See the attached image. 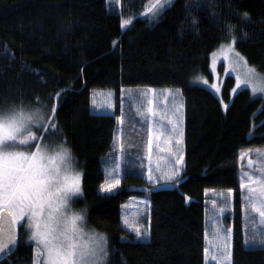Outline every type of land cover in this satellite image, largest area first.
I'll list each match as a JSON object with an SVG mask.
<instances>
[{"label": "trees", "instance_id": "obj_1", "mask_svg": "<svg viewBox=\"0 0 264 264\" xmlns=\"http://www.w3.org/2000/svg\"><path fill=\"white\" fill-rule=\"evenodd\" d=\"M148 2L121 0L114 10L107 0H0V106L23 101L56 108L60 134L45 140L53 146L66 141L81 167L77 205L88 227L107 237V264H205L209 189L233 190L232 210L223 217L232 229V264H264V250L244 246L239 188L240 151L264 148V101L249 89L232 97L235 80L227 77L224 110L215 94L192 83L210 76V56L227 41L217 27L222 24L234 25L238 38L247 34L236 49L264 72V0H175L159 23L143 18ZM244 13L249 22L241 19ZM122 19L132 23L121 28ZM193 19L198 27L188 30ZM127 87L182 91L184 170L175 187L157 188L134 169L114 193L99 190L115 153L116 117ZM95 89L114 92L113 115L91 112ZM133 196L150 201L148 241L122 225V207ZM18 228V246L0 264H34L35 246Z\"/></svg>", "mask_w": 264, "mask_h": 264}, {"label": "snow or ice", "instance_id": "obj_2", "mask_svg": "<svg viewBox=\"0 0 264 264\" xmlns=\"http://www.w3.org/2000/svg\"><path fill=\"white\" fill-rule=\"evenodd\" d=\"M175 0H149L144 6L143 18L151 23H159V18L166 10H170ZM201 5L197 4V8ZM206 7V5H205ZM191 15V6L186 7ZM241 19L250 21L247 13ZM188 22V17H185ZM132 23L131 19H122L121 28H126ZM198 27L195 19L191 20L190 28ZM222 29V40L230 41L223 45L220 52L229 68L226 72H236V92L242 86L245 90L251 89L253 98H264V76L257 73L254 67L248 66L246 59L236 51L235 45L246 39L247 34L241 37L234 35V25H217ZM182 31L183 25L181 26ZM212 71L216 69V54H213ZM243 68V73L237 71ZM204 85L208 81L202 77ZM216 92L220 91L218 84L210 86ZM173 95L171 90H165ZM147 93L155 94V89H148ZM179 94V89L176 90ZM61 93H57V96ZM175 99V96H173ZM39 104V101H37ZM145 112L137 109V115L144 118L147 123V160L149 161L147 179L149 181L160 179L179 183V168L183 156L179 153L183 143V103H173L171 108L158 114L153 107V100L147 101ZM111 107V105H108ZM56 108L45 111L42 106L31 108L23 101L19 104L12 103L0 106V255L7 254L18 244L17 226L30 233L29 239L34 241L37 251L34 264H107L108 244L107 237L95 230L85 231V217L82 211H74L72 204L82 194V173L76 170L70 148L66 141L59 144L45 143V138L58 135V126L54 122ZM166 121L171 126L170 134L165 138L162 123ZM118 124L123 125L124 115L116 117ZM161 143L164 145L161 146ZM158 153H167V157L157 155L153 168V150ZM173 148L176 150L174 151ZM34 149V150H33ZM123 153L124 144L120 143ZM175 156L173 162L171 157ZM249 152L242 151L243 160ZM257 160L247 159L249 171H242L239 188L243 200L242 215L244 220V246L247 249L264 250V153L257 151ZM119 160L121 158H113ZM164 161L162 164L161 161ZM169 165L171 167L169 168ZM142 166V165H141ZM121 168V163L115 162L108 172L109 178L100 186V190L111 193L120 184L116 172ZM167 168L168 171H164ZM160 172L159 177H154L153 172ZM233 190L228 189L224 202L232 196ZM135 199V198H133ZM142 203L147 206L150 201L145 199ZM213 206L217 204L212 201ZM224 208H220L223 213ZM124 224L134 232L137 240H147L150 229L139 223L138 219L124 218ZM221 232L226 234L221 235ZM232 229L217 228L213 235L215 243L212 245L224 257L227 264H231V239ZM11 246V247H10ZM207 256L209 248L204 249ZM213 260L217 257L213 256Z\"/></svg>", "mask_w": 264, "mask_h": 264}, {"label": "rangeland", "instance_id": "obj_3", "mask_svg": "<svg viewBox=\"0 0 264 264\" xmlns=\"http://www.w3.org/2000/svg\"><path fill=\"white\" fill-rule=\"evenodd\" d=\"M108 5L114 9L119 10L121 6V0H107ZM230 41H225L222 43L210 56V76H198L202 77L203 79H206L208 81V85H204L202 80H197L196 78L193 80L194 85L202 86L206 89H209L213 94H215L222 103V106L224 110L227 109L228 105L227 102H225V99L222 96V89L223 85L227 79V77H232L235 80L236 72H231L229 69L228 72L225 71V69L229 68L228 62L224 60L223 54L220 52V49L223 45H227ZM236 49V45H235ZM236 51H238L236 49ZM239 52V51H238ZM216 54V69L213 72L212 71V60H213V54ZM242 55V54H241ZM243 56V55H242ZM244 57V56H243ZM245 58V57H244ZM246 59V58H245ZM247 61V60H246ZM248 63V61H247ZM248 66L254 67L257 71V73L261 76H264V72L259 71L255 66L248 63ZM238 72L243 73V68H238ZM212 84H218L220 87V91L216 92L214 89H212L210 86ZM236 87V80L234 82V87ZM150 88L146 87H127L124 88L121 91V107H120V116L123 112L124 115V123L123 125L118 124V133L116 136V139L114 141L115 146V153L109 157L108 164L105 167V173H106V179L109 178L108 172L113 168L115 162L121 163V168L116 172V176L121 179L123 175L128 172L129 170L134 171V169H139L147 179L148 175V167H149V161L147 160V139H148V132H147V123L145 122L144 118L137 115V109H139L141 112H145L148 104L147 101L149 99L153 100V107L156 108L157 113L161 114L167 111V109L171 108L173 103H183L184 105V97L182 94L181 89L179 88H159L155 89V94L153 93H147V96H143L144 93L147 92V90ZM179 89V94L176 95V90ZM245 89L243 86L238 89L236 92L232 91V97L240 90ZM165 90H171L173 95H169L168 92ZM249 91L251 92V89L249 88ZM251 95L253 97V94L251 92ZM261 96H264V94H258ZM173 96H175V99H173ZM264 101V98H261ZM108 105H111V107H108ZM91 111L96 114H110L113 115L115 112V95L114 92L111 90H104V89H95L91 92ZM45 111H49L46 107L44 108ZM183 114V133L185 130V106L182 109ZM158 123H162L164 125V128L161 129L163 131V135L166 138L170 132L168 129L171 128L170 125L167 124L166 121H159V116L157 117ZM252 133V132H251ZM45 143H53L51 139L47 138ZM124 144V150L123 153L120 149V143ZM161 146L164 145L161 143ZM54 147V146H53ZM175 151L176 149L173 148ZM250 155L245 156L244 159H241V152H249ZM257 151H260L264 153V148H255V149H243L240 151L239 154V163H240V177L242 171H249L247 167V159L251 158L254 161L257 160ZM179 153L183 156V163L182 165H176V167L179 168V177H181L183 170H184V135H183V143L182 146H180ZM72 154V152H71ZM160 155L162 157H167V153H158L155 148L153 150L152 156V165L153 168L155 167V162L157 155ZM73 157V163L76 168V170L80 171L82 173L81 167L78 165L75 156L72 154ZM119 160H114L113 158H121ZM172 161H175V156L173 155L171 157ZM161 163L163 164L164 161L162 160ZM142 165V166H141ZM171 165H169V168ZM138 171V170H136ZM164 171H168L167 168L164 169ZM161 175L160 172H153L154 177H159ZM105 179V180H106ZM147 181L151 184H155L158 187L166 188V187H175L174 181H165L163 179H160L159 182H156V180ZM105 183V181H104ZM103 183V184H104ZM158 184H162L163 186H158ZM120 185V184H119ZM119 187V186H118ZM114 189L111 193H114L117 189ZM100 190V189H99ZM150 189H148L149 191ZM100 192H102L100 190ZM105 193V192H102ZM227 194V191L224 190H217V189H209L206 190L207 195V230H206V247L209 248V252L207 256L205 255V264H227V262L224 260V257L218 252L212 245L215 243L214 238V231L219 229H227V227L223 222V217L227 212H230L232 210V198L230 197L227 202H224V196L221 195ZM82 198L81 196L74 201L72 204V209L74 211H82V214L85 217V231L93 230L88 227L85 211L77 205V201ZM135 198V199H133ZM149 200L147 197H137L133 196L130 198L129 201H127L123 207H122V225L131 231L125 224H124V218L127 217L129 219H138L139 223L142 224L144 227L149 228L150 227V203L149 205L145 206L142 201L143 200ZM216 200L217 204L215 207L212 204V201ZM220 208H224L225 211L223 213L220 212ZM230 217H232V214L229 213ZM25 230L26 235L28 236V239L30 237V233ZM96 231V230H95ZM98 232V231H96ZM132 232V231H131ZM100 233V232H98ZM134 233V232H132ZM102 234V233H101ZM226 234L225 232H221V235ZM104 235V234H103ZM232 235V234H231ZM137 239V238H136ZM147 240H140V241H148ZM29 242L33 243L35 246V253L37 251V246L34 241H31L29 239ZM231 252H232V239H231ZM217 257L216 260H213L212 257ZM231 264H232V258H231Z\"/></svg>", "mask_w": 264, "mask_h": 264}, {"label": "water", "instance_id": "obj_4", "mask_svg": "<svg viewBox=\"0 0 264 264\" xmlns=\"http://www.w3.org/2000/svg\"><path fill=\"white\" fill-rule=\"evenodd\" d=\"M17 231H18V240H19V228L17 226ZM18 246V244H17ZM17 246H15L14 248H12V250L10 252H8L7 254H4V255H0V262L6 258H8L12 253L15 252ZM11 247V246H10Z\"/></svg>", "mask_w": 264, "mask_h": 264}, {"label": "bare ground", "instance_id": "obj_5", "mask_svg": "<svg viewBox=\"0 0 264 264\" xmlns=\"http://www.w3.org/2000/svg\"><path fill=\"white\" fill-rule=\"evenodd\" d=\"M19 241V240H18ZM3 261V260H2Z\"/></svg>", "mask_w": 264, "mask_h": 264}]
</instances>
